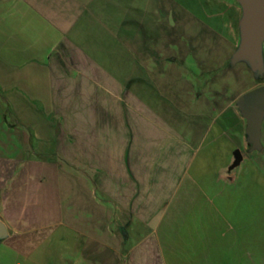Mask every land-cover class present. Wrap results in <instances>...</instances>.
<instances>
[{
    "label": "crops",
    "instance_id": "crops-1",
    "mask_svg": "<svg viewBox=\"0 0 264 264\" xmlns=\"http://www.w3.org/2000/svg\"><path fill=\"white\" fill-rule=\"evenodd\" d=\"M243 15L237 0H0L3 264H264V122L244 153L238 107L264 85L233 62Z\"/></svg>",
    "mask_w": 264,
    "mask_h": 264
},
{
    "label": "water",
    "instance_id": "water-1",
    "mask_svg": "<svg viewBox=\"0 0 264 264\" xmlns=\"http://www.w3.org/2000/svg\"><path fill=\"white\" fill-rule=\"evenodd\" d=\"M243 8L241 23L242 43L234 55V63L247 62L257 79L264 71V0H237ZM240 114L246 120V138L250 151L262 150V125L264 122V86L244 94L238 101ZM231 170L243 161L240 150L234 153ZM7 236L4 224L0 221V239Z\"/></svg>",
    "mask_w": 264,
    "mask_h": 264
},
{
    "label": "rangeland",
    "instance_id": "rangeland-1",
    "mask_svg": "<svg viewBox=\"0 0 264 264\" xmlns=\"http://www.w3.org/2000/svg\"><path fill=\"white\" fill-rule=\"evenodd\" d=\"M190 25H191V28L192 29H195L194 27H197L198 25H196V22L193 20V19H191L190 20ZM196 30V29H195ZM197 31V33H199L202 37H205L206 36V39L208 40V42H212V40H214L213 39V36H211V34H209L208 32H206V34L204 33L205 32V30H200V32H198L199 30H196ZM263 57H264V52H263ZM264 59V58H263ZM247 65H245V64H238L237 66H236V72H237V75L239 76V80H240V84L241 83H245V81H246V79H247V77H246V74L249 76L250 75V72H249V70L247 69V67H246ZM252 72V71H251ZM253 74V73H252ZM252 76H254V74L252 75ZM255 77V76H254ZM259 79H257V83L259 84V85H264V71H263V73H262V75H260L259 77H258ZM260 151H262V150H260ZM260 151H250V147H249V149H246L245 151H244V153H246V154H248V153H252V152H260ZM0 264H3V255H2V253H0ZM4 264H21V262H16L13 258H11V257H9V258H7L6 260H5V263Z\"/></svg>",
    "mask_w": 264,
    "mask_h": 264
}]
</instances>
